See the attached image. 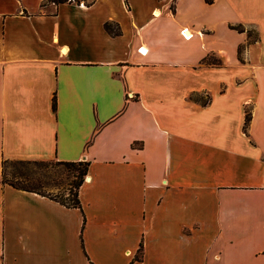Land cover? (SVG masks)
Returning <instances> with one entry per match:
<instances>
[{"label":"crops","instance_id":"obj_1","mask_svg":"<svg viewBox=\"0 0 264 264\" xmlns=\"http://www.w3.org/2000/svg\"><path fill=\"white\" fill-rule=\"evenodd\" d=\"M86 2L0 0V264H264V0ZM3 160L87 163L80 208Z\"/></svg>","mask_w":264,"mask_h":264},{"label":"trees","instance_id":"obj_2","mask_svg":"<svg viewBox=\"0 0 264 264\" xmlns=\"http://www.w3.org/2000/svg\"><path fill=\"white\" fill-rule=\"evenodd\" d=\"M125 4L127 5L126 0ZM66 2H72L76 4H85L89 5L86 0H46V3H53L59 5ZM208 5L214 3V0H204ZM104 29L112 36L120 35V28L117 24L114 23H105ZM231 29H234L238 32L247 33L250 41L251 39L249 31L241 25L231 26ZM244 46L238 48V59L243 62L242 52ZM205 65L211 66H220V61L212 56H208L203 60ZM193 100L204 102L201 99H198L195 96H192ZM53 108H55V101L53 102ZM251 120V112L249 109L245 111V121H244V131L247 130V127ZM48 165L47 161H9L3 160L1 163V183L4 185H9L14 189L32 192L38 195L47 197L51 200H54L61 205L67 208H80V202L78 199V190L82 185L84 178L87 173V163L85 162H57V165L60 167L66 168L68 171H75L76 174H73L74 180L71 183L67 184H56L45 178L44 175L37 174L35 171L38 168L46 167ZM9 166H16L11 172H7ZM53 187V188H52ZM54 189L55 191H52Z\"/></svg>","mask_w":264,"mask_h":264},{"label":"rangeland","instance_id":"obj_3","mask_svg":"<svg viewBox=\"0 0 264 264\" xmlns=\"http://www.w3.org/2000/svg\"><path fill=\"white\" fill-rule=\"evenodd\" d=\"M250 33L251 39L254 38V30L251 28L247 29ZM48 165L46 167L38 168L35 172L37 174L44 175L46 179L56 183V184H67L71 183L73 178V174H76L75 171L71 172L68 171L66 168L60 167L57 165V161H47ZM15 168H18L16 166H9L7 169V172L13 171ZM53 188V187H52ZM52 191H55L52 189Z\"/></svg>","mask_w":264,"mask_h":264},{"label":"built area","instance_id":"obj_4","mask_svg":"<svg viewBox=\"0 0 264 264\" xmlns=\"http://www.w3.org/2000/svg\"><path fill=\"white\" fill-rule=\"evenodd\" d=\"M185 31H186V30H183V31H182V35H183L184 38H188L187 35H186V32H185ZM140 52H143V50L140 49Z\"/></svg>","mask_w":264,"mask_h":264},{"label":"bare ground","instance_id":"obj_5","mask_svg":"<svg viewBox=\"0 0 264 264\" xmlns=\"http://www.w3.org/2000/svg\"><path fill=\"white\" fill-rule=\"evenodd\" d=\"M186 35H187L188 37H190V36H191L189 32H187V33H186Z\"/></svg>","mask_w":264,"mask_h":264}]
</instances>
